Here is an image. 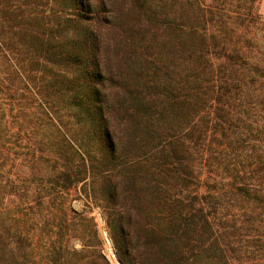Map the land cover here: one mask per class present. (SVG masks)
I'll return each mask as SVG.
<instances>
[{
	"label": "trees",
	"instance_id": "16d2710c",
	"mask_svg": "<svg viewBox=\"0 0 264 264\" xmlns=\"http://www.w3.org/2000/svg\"><path fill=\"white\" fill-rule=\"evenodd\" d=\"M259 2L0 0V264H264Z\"/></svg>",
	"mask_w": 264,
	"mask_h": 264
},
{
	"label": "rangeland",
	"instance_id": "374dc122",
	"mask_svg": "<svg viewBox=\"0 0 264 264\" xmlns=\"http://www.w3.org/2000/svg\"><path fill=\"white\" fill-rule=\"evenodd\" d=\"M258 11L261 15L264 16V0H260L259 6H258ZM75 205L77 206V204H75ZM94 214H95L96 220L98 222V225L101 227V230L103 231L104 230L103 229L104 222H103V217H102L100 211L95 210ZM103 236L105 238L104 252H105L107 258L109 259L111 264H121V263H119L120 261L119 262L117 261L118 258L116 256L114 250H113V247H112V245L109 241V238H108L105 231H103Z\"/></svg>",
	"mask_w": 264,
	"mask_h": 264
},
{
	"label": "water",
	"instance_id": "95a60500",
	"mask_svg": "<svg viewBox=\"0 0 264 264\" xmlns=\"http://www.w3.org/2000/svg\"><path fill=\"white\" fill-rule=\"evenodd\" d=\"M119 262V260H117ZM120 263V262H119Z\"/></svg>",
	"mask_w": 264,
	"mask_h": 264
}]
</instances>
